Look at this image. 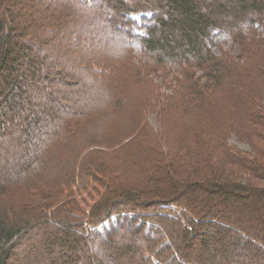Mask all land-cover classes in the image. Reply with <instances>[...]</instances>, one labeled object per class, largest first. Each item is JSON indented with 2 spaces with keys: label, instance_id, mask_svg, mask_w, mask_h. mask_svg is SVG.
<instances>
[{
  "label": "trees",
  "instance_id": "1",
  "mask_svg": "<svg viewBox=\"0 0 264 264\" xmlns=\"http://www.w3.org/2000/svg\"><path fill=\"white\" fill-rule=\"evenodd\" d=\"M73 1L88 17L50 0H0V264H264V0ZM106 6L118 20L93 31ZM227 41L237 58L214 52ZM65 42L114 96L99 111L81 104L85 92L52 90L76 85L57 66ZM113 42L123 55L110 56ZM169 64L182 70L168 92L154 77ZM14 129L33 150L18 166ZM79 188L93 191L88 209ZM121 221L141 224L134 242L116 233Z\"/></svg>",
  "mask_w": 264,
  "mask_h": 264
},
{
  "label": "rangeland",
  "instance_id": "2",
  "mask_svg": "<svg viewBox=\"0 0 264 264\" xmlns=\"http://www.w3.org/2000/svg\"><path fill=\"white\" fill-rule=\"evenodd\" d=\"M52 2V5H56L57 7L60 6L59 8H62L64 5L65 6H69L71 8H73L75 10V16H82V17H88V15L83 14V12H81L80 8L75 4V2L73 0H50ZM125 1L127 4L129 1L132 0H123ZM124 2V3H125ZM108 6H106V10H102L101 12H99L100 14L96 17H94L93 19H90L89 22H92L90 26V28H92L93 31L98 32L97 29L100 30V33H102L105 29L111 30L110 28H112L113 26V21H110V17L109 16H113L114 20H118L117 16L114 15L113 11L108 12L107 8ZM64 8V7H63ZM104 8V9H105ZM72 15V13H70ZM144 15L142 16H135L134 19L137 20L138 23H142V18ZM99 18V19H97ZM113 19V18H112ZM80 21H83L82 19H79ZM83 23V22H81ZM75 26V25H74ZM96 28V29H93ZM261 29L257 30L258 34H262L260 36H263V33ZM99 33V32H98ZM103 44V43H102ZM51 46H54L52 44H49ZM115 43L113 42V47L111 46L110 49V56L111 57H119L121 55H123L124 51L122 49L116 48ZM96 49L91 51V52H86L84 54L85 58H91L97 51L100 52L103 50V47H99V44L95 45ZM134 50V55L136 56V58L140 61H147L148 59L144 57V53L142 52V49L140 48V46L138 44H135L133 47ZM214 52L217 55H223V54H230L232 56H235V58H237L240 55V47L236 42H232V41H227V42H222L221 44H219L218 46L214 47ZM57 52L59 53V56H61L62 54V61L60 64H58L57 66L59 67V69L62 72H65V74L67 75V79L71 82H75L76 85H73L71 87H67L65 85H63L62 83H58L56 85L52 86V90H56V91H60V94H57L58 98H66L67 96H69V98H74L76 95H79L80 92H85L86 96L84 97V99L81 101V104H87L88 108L91 111H99L101 109V106H105L106 104L110 103L113 101L114 96L113 95H109L106 94L105 92H102L99 88H97L95 86V79H93V76L88 73V72H80L79 71V66L77 63V55L80 53L76 52L75 50L71 49L70 43L69 42H65L64 44L60 45V47L57 48ZM102 54H108L106 52H103ZM109 56V54H108ZM57 62H60V60ZM64 69V70H63ZM182 70V66H177V65H166L165 68L163 70H161V72L159 71L155 77H154V82L159 86L164 88V91H170L168 89L165 90V88H168L166 86H164L165 84H170V82L172 81L173 78H180L181 72ZM255 73V72H254ZM66 79V80H67ZM164 82V83H163ZM259 83L256 82L254 80V86L255 89L258 88ZM86 86H88V88H85ZM36 89V88H35ZM34 90V89H33ZM37 90V89H36ZM250 91L252 92V89H250ZM38 93V92H37ZM40 94V91L39 93ZM41 95V94H40ZM244 98V97H243ZM243 98H241L240 100L242 101ZM47 102H50V100H48ZM89 102V104H88ZM264 104V103H263ZM47 103L46 102H41V104L39 106H35L37 108H35V112H42L44 111V109L46 108ZM45 118V117H44ZM148 122L150 123V125L154 128V129H158V123H157V114L153 111L148 112L147 116H146ZM54 124L55 120H51ZM264 129H261V132ZM233 131H236L233 130ZM14 134L10 135V139H12L11 141L13 142L12 148L13 150L11 151L13 153V155L11 156V162L10 165H12L13 163L15 165L18 166V162L17 157L19 154L22 153L23 157H25V149L24 145H22V141L20 140L19 137V132L17 130H13L12 131ZM236 133V132H235ZM232 133L233 135L230 138L229 143L237 148H239L242 151L245 152H251V147L249 145V143L241 138V134H235ZM264 133V132H263ZM21 143V144H20ZM30 151L27 150V155L29 156L31 153H33L32 148H30ZM19 160V159H18ZM142 166V165H140ZM139 167V166H138ZM132 179V177L129 178V180ZM137 178L132 179L135 183H138L139 180H135ZM76 196L78 198V200L81 202V206L87 208V204L91 202V196L93 191L91 190H83V189H76L75 190ZM88 209V208H87ZM217 213L219 214V217L222 215H226L225 214V210L224 209H218ZM146 220L149 221L152 225L149 226L147 225L145 228L141 227V224L139 223H130L129 221H121L119 222V224L116 226L115 231L118 234H125V237L122 239V241H125V243H131L134 242V237L132 236V231L135 228H143L142 229V236H149V233H152L154 230V228L156 227L157 224V219L155 216L150 215L146 217ZM144 242L140 243V247L143 248L144 247ZM93 250V249H92ZM99 253V252H98ZM95 254V253H93ZM101 258L105 259V255L102 253H99ZM131 264H140V260L138 258V255H135L131 261Z\"/></svg>",
  "mask_w": 264,
  "mask_h": 264
}]
</instances>
